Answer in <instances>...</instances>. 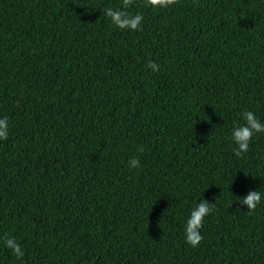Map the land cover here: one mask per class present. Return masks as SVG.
Masks as SVG:
<instances>
[{"label": "trees", "instance_id": "obj_1", "mask_svg": "<svg viewBox=\"0 0 264 264\" xmlns=\"http://www.w3.org/2000/svg\"><path fill=\"white\" fill-rule=\"evenodd\" d=\"M108 7L0 0V264H264V132L239 158L231 140L244 111L264 123V0H135L142 31Z\"/></svg>", "mask_w": 264, "mask_h": 264}, {"label": "clouds", "instance_id": "obj_2", "mask_svg": "<svg viewBox=\"0 0 264 264\" xmlns=\"http://www.w3.org/2000/svg\"><path fill=\"white\" fill-rule=\"evenodd\" d=\"M135 3V0H122V9H113L111 7L103 10L104 15L109 18L112 25L120 30L142 31L141 23L143 15L140 13L132 14L127 9ZM142 6L151 9H164L178 3V0H141ZM147 68L152 72L159 71L160 66L149 60ZM244 124L235 125L231 132V140L236 145L233 149V154L236 157H241L249 150V144L255 133L264 132V123L257 119L255 114L248 110L242 113ZM8 139V117L0 118V141ZM139 152H143V147L138 148ZM130 168H138L140 161L138 158H132L128 161ZM261 193L259 191H249L243 198L236 197V202L243 205L247 209L248 215H251L257 206L261 203ZM231 202L229 203L230 206ZM216 210L215 203H209L201 199L200 202L191 211L185 226L184 239L185 243L190 247H197L203 239L200 229L203 227L204 219L210 213ZM6 248L11 250L16 258H22L25 253L20 244L14 237H7L4 239Z\"/></svg>", "mask_w": 264, "mask_h": 264}, {"label": "bare ground", "instance_id": "obj_3", "mask_svg": "<svg viewBox=\"0 0 264 264\" xmlns=\"http://www.w3.org/2000/svg\"><path fill=\"white\" fill-rule=\"evenodd\" d=\"M93 210V209H92ZM96 210V209H95ZM94 210V211H95ZM100 214V213H99ZM95 215V214H94ZM97 215V214H96ZM100 216V215H99ZM92 217V216H91ZM87 218V217H86ZM111 218V217H110ZM107 221V220H106ZM173 222H175V221H173ZM182 224V223H181ZM166 226V225H165ZM183 227V226H182ZM161 229V228H160ZM169 230V229H168ZM172 230V229H171ZM177 230V229H176Z\"/></svg>", "mask_w": 264, "mask_h": 264}]
</instances>
